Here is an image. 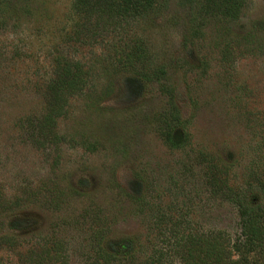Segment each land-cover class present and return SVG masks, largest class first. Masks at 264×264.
I'll return each instance as SVG.
<instances>
[{
	"label": "rangeland",
	"instance_id": "rangeland-1",
	"mask_svg": "<svg viewBox=\"0 0 264 264\" xmlns=\"http://www.w3.org/2000/svg\"><path fill=\"white\" fill-rule=\"evenodd\" d=\"M30 7L0 28V188L5 200H20L0 213V264H29L18 254L45 242L65 246L66 264H91L96 230L118 249L128 250L131 239L137 261L172 222L234 236V209L207 193L200 163L225 151L237 181L251 168L264 171V0L246 2L241 23L253 51L231 67L219 61V24L179 0H162L154 20L137 22L153 63L170 66L159 83L174 89L186 122L187 143L178 149L159 138L165 97L156 83L142 95L127 93L102 54L106 36L76 46L69 0H35ZM56 53L85 64L91 76L57 121L62 141L42 145L29 137L27 123L42 112L41 83ZM83 139L96 150H82ZM13 221L23 226L4 227ZM3 235H11V248Z\"/></svg>",
	"mask_w": 264,
	"mask_h": 264
},
{
	"label": "trees",
	"instance_id": "trees-1",
	"mask_svg": "<svg viewBox=\"0 0 264 264\" xmlns=\"http://www.w3.org/2000/svg\"><path fill=\"white\" fill-rule=\"evenodd\" d=\"M35 0H0V28L7 18L30 13ZM162 0H69L70 38L76 46L85 41L107 37L102 54L107 67L120 71L123 88L131 95H142L150 84L156 83L165 97V106L158 115L159 138L164 146L178 149L187 143L186 122L180 116L172 87L160 84L166 79L170 66L154 64L152 54L142 33L137 30L140 20H154ZM193 15L211 18L219 24L217 31L218 57L225 67H231L253 51L248 33H244L242 11L247 0H179ZM194 28V27H193ZM236 31V33L234 32ZM195 30L190 36H195ZM193 61L197 57L191 49ZM50 76L43 80L40 95L43 109L39 116L28 120L30 138L39 144L58 145L62 138L56 124L66 113L69 98L82 93L89 82L91 71L78 61L56 53L51 57ZM78 146L94 152L93 142L81 140ZM234 158L227 152L215 153L201 160L203 184L207 193L234 209L236 234L222 229L200 228L172 222L160 228L149 245L147 257L137 261V248L129 240L128 250H122L104 239L102 232L93 231L89 237L91 264H264V171L251 168L237 181L231 166ZM20 203L3 198L0 188V213L10 211ZM6 229L15 231L23 222H3ZM11 248V235H3ZM10 238V239H9ZM131 241V242H130ZM42 246V245H41ZM134 248V249H133ZM65 246L60 242H45L42 248L18 254L21 262L29 264H66ZM143 255V254H142ZM21 262V263H22Z\"/></svg>",
	"mask_w": 264,
	"mask_h": 264
}]
</instances>
